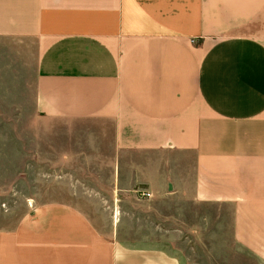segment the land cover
Instances as JSON below:
<instances>
[{"label":"crops","instance_id":"crops-1","mask_svg":"<svg viewBox=\"0 0 264 264\" xmlns=\"http://www.w3.org/2000/svg\"><path fill=\"white\" fill-rule=\"evenodd\" d=\"M0 100L92 123L144 208L16 210L0 178V264H186L208 234L264 264V0H0Z\"/></svg>","mask_w":264,"mask_h":264},{"label":"rangeland","instance_id":"rangeland-1","mask_svg":"<svg viewBox=\"0 0 264 264\" xmlns=\"http://www.w3.org/2000/svg\"><path fill=\"white\" fill-rule=\"evenodd\" d=\"M0 114H29V110L26 106H8L1 101ZM94 127L92 123L83 120L0 119V178H11L17 193L16 203L6 202V205H15L18 210L24 204L32 207L39 196L54 200L69 193L92 194L94 202L81 204L95 215H100L99 210H111L115 213L117 211L118 215L121 212L132 213L135 219L136 211L144 210L142 200H138L131 190L120 192L116 182L111 188L112 180L117 178V170H113L115 155L111 154L108 138L103 140L95 136ZM12 146H15L16 154L11 157L15 162L11 166L7 165L6 154L8 147ZM20 194H29L33 201L18 202ZM119 195L121 198L117 199ZM4 205L1 203L2 207ZM100 225L104 227L107 222L101 220ZM217 236L208 234V248L200 245L198 240H187L182 247L183 254L188 258L184 260L185 263L262 264L237 249L227 238V244H222L218 238L221 235Z\"/></svg>","mask_w":264,"mask_h":264},{"label":"built area","instance_id":"built-area-1","mask_svg":"<svg viewBox=\"0 0 264 264\" xmlns=\"http://www.w3.org/2000/svg\"><path fill=\"white\" fill-rule=\"evenodd\" d=\"M137 191H138V190H137ZM138 194H139L141 197H150V196H151L150 192H148V191H146V190H144V189L139 190V191H138Z\"/></svg>","mask_w":264,"mask_h":264}]
</instances>
